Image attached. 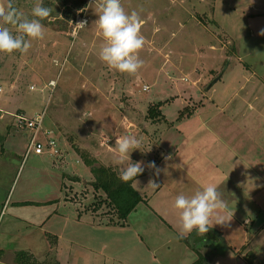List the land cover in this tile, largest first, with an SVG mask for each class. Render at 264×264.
Segmentation results:
<instances>
[{
  "label": "crops",
  "instance_id": "obj_1",
  "mask_svg": "<svg viewBox=\"0 0 264 264\" xmlns=\"http://www.w3.org/2000/svg\"><path fill=\"white\" fill-rule=\"evenodd\" d=\"M84 7L78 4L75 10L83 12ZM250 7L256 8L254 4ZM215 13L214 10L215 23L228 33ZM57 47L54 42L53 48ZM211 50L220 55L211 57L215 67L225 56L222 49L211 47ZM205 56L198 60H204ZM165 69L161 67V72ZM155 76V84L160 85L159 75ZM223 78L224 73L218 71L211 80L213 84L204 91L192 84L196 97L207 99L206 104L194 100L195 97L187 101L180 95L176 100L170 101L166 95V100L152 102L149 111L159 117L156 120L146 118L150 120H145L144 127L139 130L131 115L143 114L138 102L129 98L123 102L118 94L120 119L111 135H56L63 147V157L34 162L38 167L34 169L39 173L36 177L48 182L45 195L33 196L28 191L10 201L8 198L0 202L4 208L9 203L10 212L6 227L0 232V264H14L15 253L20 251L31 253L39 263L58 264H161L163 259L159 253L179 252L183 257L180 263L194 264L198 256L184 238L192 236L195 231L187 236L179 234L178 212L173 204L177 195L191 196L208 184L219 186L227 210L234 214L227 226L215 225L208 231L218 240L207 238L198 248L208 264V252L217 248L225 249L221 256L235 253L247 264L245 256L250 252L251 242L255 236L264 233V221L258 222L264 212V200L255 195L264 188V135H252L253 128L249 116L241 111L242 105L230 110L232 99L226 101L216 88ZM104 79L100 81L101 93L119 92L118 88H111L108 79ZM242 89L241 95L236 93V98L248 105L257 120L261 114L252 106L257 102L256 95L246 89L242 94ZM159 98L162 99L163 95ZM177 102L184 110L178 111L172 122L164 112ZM126 108L134 113L129 112L128 116ZM186 108L190 112L185 114ZM98 123L103 124L102 117L98 118ZM238 132L240 135H236ZM124 135L142 138L141 149L131 153V161H143L145 170L135 178L139 185L132 182L133 189L143 201L119 225L117 220L106 223L98 207L85 208L94 202L89 193L91 190L83 204L73 196L92 189L95 196L106 203L104 192L93 187L94 176L83 156L88 155L96 159L98 166L112 168L120 174L121 166L114 163V149L116 137ZM149 162H155L161 169L158 176L147 167ZM150 179L159 185L156 190L147 187Z\"/></svg>",
  "mask_w": 264,
  "mask_h": 264
},
{
  "label": "rangeland",
  "instance_id": "obj_2",
  "mask_svg": "<svg viewBox=\"0 0 264 264\" xmlns=\"http://www.w3.org/2000/svg\"><path fill=\"white\" fill-rule=\"evenodd\" d=\"M9 2L29 17L32 7L41 2L53 12L42 21L45 38L32 41L27 53H0V88L3 90L0 154L4 148L0 157V202L28 191L29 195L43 197L48 188L47 181L36 177L39 173L34 169L38 168L34 162L53 159L32 155L23 163L30 134L19 128L14 118L17 114L34 118L46 111V126L57 131L55 138L56 135H111L120 119L119 94L123 102L128 98L138 102L143 114L131 115L139 130L145 120H150L146 118L158 119L149 106L152 102L166 100V95L170 101L180 95L187 101L195 97L194 100L206 104L207 99L196 97L192 84L204 91L213 84L211 80L219 71L224 73V78L216 88L226 101L232 99L230 110L242 105V113L249 116L252 135H264V0H121L126 12L138 11L144 21L141 32L147 43L139 53L144 65L134 75L110 69L98 58L104 41L94 23L98 9L93 0H0L5 5ZM78 4L85 6L83 12H76ZM252 4L255 9L250 7ZM214 10L229 34L215 23ZM77 21L87 24L74 36L73 26ZM3 26L18 34L10 25ZM54 42L57 49L53 48ZM211 47L222 49L225 56L218 64L215 61V67L211 57L220 55ZM203 55L205 59L199 61ZM161 67L166 68L164 72ZM155 75H159L160 85L155 84ZM101 77L108 79L111 88H118L119 92L101 93ZM32 87L35 90H31ZM145 87L149 91H144ZM242 87V94L246 89L256 95L257 102L252 106L261 114L257 120L248 105L236 98V93L241 95ZM161 95L164 99L159 98ZM181 110L184 109L177 102L164 113L173 122ZM188 110L186 108L185 114L190 112ZM125 111L129 116L131 110L126 108ZM99 117L103 124L98 123ZM88 192L94 202L85 208L98 207L106 223H115L114 209L95 196L92 189L80 191L73 198L83 204ZM255 195L264 200V188ZM8 204L5 208L0 205V232L10 217ZM263 221L264 212L258 222ZM217 249L208 252L210 264H246L235 253L221 256L225 249ZM249 249L258 260H264V233L254 237ZM159 256L163 259L161 264H182L179 252L159 253Z\"/></svg>",
  "mask_w": 264,
  "mask_h": 264
},
{
  "label": "clouds",
  "instance_id": "obj_3",
  "mask_svg": "<svg viewBox=\"0 0 264 264\" xmlns=\"http://www.w3.org/2000/svg\"><path fill=\"white\" fill-rule=\"evenodd\" d=\"M93 4L98 9V19L94 23L104 41L98 58L110 69L129 75L136 74L144 65L139 53L147 43L141 32L144 21L140 13L136 10L126 12L121 0H93ZM52 12L51 7L41 2L32 7L29 17L10 2L7 5L0 3V53H27L32 47V41L45 38V25L42 21L49 18ZM86 24V21L77 22L73 35L76 36L86 28ZM3 25H10L18 34L14 35L9 27ZM108 140L109 137L106 143ZM141 146L142 138L135 135L116 137L114 163L121 166L119 178L125 183L134 181L139 185L135 178L143 174L145 167L143 161L132 162L131 153L140 150ZM147 167L154 170L155 175L160 174L161 169L157 168L155 162H149ZM147 187L156 190L159 185L150 179ZM218 189V185L208 184L191 196H176L173 208L178 212V231L181 236H187L193 231L205 235L215 225L227 226L232 220L234 213L227 210V203Z\"/></svg>",
  "mask_w": 264,
  "mask_h": 264
},
{
  "label": "trees",
  "instance_id": "obj_4",
  "mask_svg": "<svg viewBox=\"0 0 264 264\" xmlns=\"http://www.w3.org/2000/svg\"><path fill=\"white\" fill-rule=\"evenodd\" d=\"M86 164L90 167L94 176L93 187L96 191L104 192L106 196V204L114 209L117 214L116 224H123L128 216L138 207L143 201L142 197L133 189L132 182H123L119 178L118 172L112 168L98 166L96 159L83 156ZM50 240L53 238L49 237ZM213 238L209 232L205 235H200L196 231L188 238H184V242L197 254L198 260L194 264H208L205 257L201 254L198 246L206 240ZM247 264H264V260H258L257 256L253 253H247L245 256ZM14 264H58V263H39L35 257L25 251L15 253Z\"/></svg>",
  "mask_w": 264,
  "mask_h": 264
},
{
  "label": "built area",
  "instance_id": "obj_5",
  "mask_svg": "<svg viewBox=\"0 0 264 264\" xmlns=\"http://www.w3.org/2000/svg\"><path fill=\"white\" fill-rule=\"evenodd\" d=\"M31 90H35L34 87ZM144 91H149V88L145 87ZM2 94L3 90L0 88V96ZM14 118L18 122L19 128L30 134L23 163L32 155L36 157L48 156L53 160L63 157L64 151L61 149L58 139L55 138L54 130L46 127V111L37 114L34 118H27L23 114H17Z\"/></svg>",
  "mask_w": 264,
  "mask_h": 264
}]
</instances>
